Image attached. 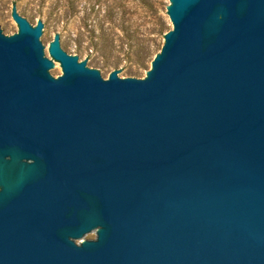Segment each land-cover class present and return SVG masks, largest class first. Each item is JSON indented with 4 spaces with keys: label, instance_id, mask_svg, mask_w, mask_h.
<instances>
[{
    "label": "water",
    "instance_id": "water-1",
    "mask_svg": "<svg viewBox=\"0 0 264 264\" xmlns=\"http://www.w3.org/2000/svg\"><path fill=\"white\" fill-rule=\"evenodd\" d=\"M170 1L145 79L0 17V264H264V0Z\"/></svg>",
    "mask_w": 264,
    "mask_h": 264
},
{
    "label": "rangeland",
    "instance_id": "rangeland-1",
    "mask_svg": "<svg viewBox=\"0 0 264 264\" xmlns=\"http://www.w3.org/2000/svg\"><path fill=\"white\" fill-rule=\"evenodd\" d=\"M170 0H0L3 28L11 35L19 32L13 19L24 10L34 26L44 23L50 33V45L57 35L66 38L70 53L82 57L87 66L103 70L106 79L116 70L125 78L145 79L152 62L165 44V36L174 26L168 15ZM149 56L142 65V57ZM50 59L52 57L50 56ZM56 79L63 76L60 63L54 61Z\"/></svg>",
    "mask_w": 264,
    "mask_h": 264
},
{
    "label": "trees",
    "instance_id": "trees-1",
    "mask_svg": "<svg viewBox=\"0 0 264 264\" xmlns=\"http://www.w3.org/2000/svg\"><path fill=\"white\" fill-rule=\"evenodd\" d=\"M147 58L149 59V56H147V55H144V56L142 57L141 60H142V62H143V63H142L143 66H145V63H146V61H147Z\"/></svg>",
    "mask_w": 264,
    "mask_h": 264
}]
</instances>
